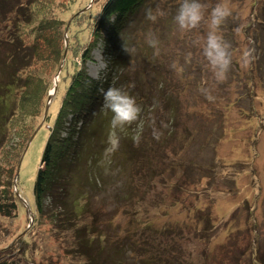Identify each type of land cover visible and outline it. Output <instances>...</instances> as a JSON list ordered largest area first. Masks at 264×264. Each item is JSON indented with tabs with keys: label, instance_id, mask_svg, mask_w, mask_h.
Masks as SVG:
<instances>
[{
	"label": "rangeland",
	"instance_id": "rangeland-1",
	"mask_svg": "<svg viewBox=\"0 0 264 264\" xmlns=\"http://www.w3.org/2000/svg\"><path fill=\"white\" fill-rule=\"evenodd\" d=\"M33 1L37 19L60 20L58 38H63L64 48H80L81 53L106 0ZM165 1L169 5L163 6ZM180 2L147 1L156 19L146 16L142 24L136 23L137 29L132 27L137 36L133 33L125 66L112 57L109 65L103 43L98 42L91 53L87 73L105 77L107 89L121 88L143 110L136 122L113 130L112 113L103 109L102 102L104 113L85 123L82 130L77 171L83 180L100 183L91 209L97 215L98 236L88 252L93 251L101 264H264V0H225L231 15L221 33L231 45L233 60L222 83L214 79L202 54L207 24L182 31L175 23ZM137 14L132 19L141 16ZM26 27L22 25L21 31ZM33 31L23 40L36 42ZM149 33L158 41L156 48L147 42ZM75 37H79L78 44ZM246 48L255 49V59L244 68L242 53ZM2 50L0 57L6 48ZM46 54L28 67L29 72L52 76V71L46 70ZM72 64L68 63L66 73L52 79L56 91L48 118L43 119V114L26 118L25 147L38 128L26 150L16 153V146L11 150L7 145L0 149L3 167L12 166L6 159L9 149L11 154L22 155L17 178L9 189L15 210L9 217L0 215V263L89 261V253L75 250L72 233L58 228L50 211L36 213L32 197L48 128L66 90ZM27 71L19 76L23 78ZM247 77L251 85H245ZM203 88L211 91L213 101L201 93ZM141 123L143 132L137 144L133 136ZM17 126L14 121L6 124L12 144L20 143L23 136ZM153 126L163 133L159 140L153 137ZM112 131L119 138L115 148L109 143ZM90 219L85 212L79 222L89 224ZM169 224L161 235L160 227ZM151 241L158 247L156 252L145 247ZM253 252L257 253L255 261Z\"/></svg>",
	"mask_w": 264,
	"mask_h": 264
},
{
	"label": "trees",
	"instance_id": "trees-1",
	"mask_svg": "<svg viewBox=\"0 0 264 264\" xmlns=\"http://www.w3.org/2000/svg\"><path fill=\"white\" fill-rule=\"evenodd\" d=\"M147 1L106 0L97 20L89 29L88 44L79 53L80 48L72 51L66 49L63 38H58L59 34L61 36V29L58 28L61 25L60 20L37 19L33 0H0V47L3 49L0 50L4 51L6 48L0 57V74H2L0 80V149L7 145L11 150H14L16 146V153L23 151L28 132V127L25 125L26 118L44 115L49 93L54 86L52 79L66 73L68 63H73V68L67 76L66 90L61 96L58 111L48 128L49 136L33 183L32 197L38 215L50 211L49 216L58 228H64L68 230V233H72L75 250L82 255L89 253L87 264L100 263L99 257L93 251L88 252L98 236L97 215L91 209L94 204L93 198L100 190V183L97 180H83L81 173L77 171L76 159L81 153L80 136L85 123L98 120L104 113L101 110L103 95L100 89L106 91V85L109 84L105 77L90 76L87 73V64L90 62L92 51L96 49L99 42L103 43L110 57L109 65L113 62L112 59L120 61L121 66L126 65L130 53L125 51V45H128L127 50L132 49V43H130L134 33L132 27L137 29L136 23L142 24L146 20V11L150 8L147 6ZM157 1L159 2L157 4L160 2L162 4L164 0ZM154 2L155 0H152V4ZM162 5H169V2L165 1ZM137 13L141 16L135 20L132 19L133 15H138ZM22 25L28 27L21 31ZM67 25H65L66 30L69 29L70 24ZM262 26L264 29V24ZM32 28L37 34L36 42L24 41L23 38L28 33H32ZM135 33L134 37L137 36ZM262 35L264 39V32ZM73 41L78 44L79 37H75ZM45 53H47L44 56V60L47 61L46 70L47 73L52 71V76H36L29 72L32 64ZM69 54L73 57L72 59H69ZM61 66H63L62 70ZM25 69L28 71L22 78L19 73ZM250 82L252 80L247 77L245 85H251ZM15 95L16 98H14ZM142 110L143 108L141 112ZM10 121L17 123L18 134L23 135L20 143L14 144L13 142L12 144L7 134L6 124ZM9 152L6 159L12 163V166L0 165V215L5 217H9L15 210V202L10 200L12 195L10 196L9 189L14 183V177L17 178L22 157L20 154H11L10 149ZM129 155L136 157V154ZM85 212L88 216L91 215L89 224L79 222ZM54 218L57 221H54ZM171 224L160 227L159 233L162 235ZM154 244L155 242L151 241L149 247L145 244L144 246L156 252L158 247ZM256 254L252 253L253 261L256 260Z\"/></svg>",
	"mask_w": 264,
	"mask_h": 264
},
{
	"label": "clouds",
	"instance_id": "clouds-1",
	"mask_svg": "<svg viewBox=\"0 0 264 264\" xmlns=\"http://www.w3.org/2000/svg\"><path fill=\"white\" fill-rule=\"evenodd\" d=\"M206 12L207 19L205 18ZM159 14L163 15L162 12ZM230 15L231 10L225 0H215L214 3L211 0H206V2L205 0H181L174 16L175 23L182 31L197 29L202 22L207 24L208 30L203 39L202 54L213 73L214 79L219 83L227 78L233 60L231 45L221 33V26ZM146 16L149 20L155 21L156 19V15L150 8L147 9ZM239 30L237 29V31ZM147 42L151 47H157L158 41L151 33H149ZM125 51H128L127 48ZM254 52V48H246L243 51L242 67L247 68L251 64L255 59ZM100 92L103 95V109L112 113L110 126L113 130L131 125L139 119L141 108L135 98L126 91L110 86L106 91L101 88ZM201 93L209 101L215 99L208 88L201 89ZM142 132L143 125L141 123L133 136L135 143L139 144ZM152 134L155 139L159 140L163 133L153 126ZM109 143L113 148L118 146L119 138L114 131L109 135Z\"/></svg>",
	"mask_w": 264,
	"mask_h": 264
},
{
	"label": "water",
	"instance_id": "water-1",
	"mask_svg": "<svg viewBox=\"0 0 264 264\" xmlns=\"http://www.w3.org/2000/svg\"><path fill=\"white\" fill-rule=\"evenodd\" d=\"M55 91H56V81L54 82V86H53L52 91L49 93V97H48V100H47V103H46V106H45V109H44V116H43V119H45L46 116H47V110H48V108H49V105H50V102H51L52 95H53V93H54ZM37 130H38V128H37V129L34 131V133L32 134L30 140L28 141V143H27V145H26V147H25V150H26L27 146L29 145L30 141L32 140V138L34 137V135H35V133L37 132ZM25 150H24V152H25ZM24 152H23V154H24ZM15 195H16L17 197H19V194H18L17 191H15Z\"/></svg>",
	"mask_w": 264,
	"mask_h": 264
}]
</instances>
